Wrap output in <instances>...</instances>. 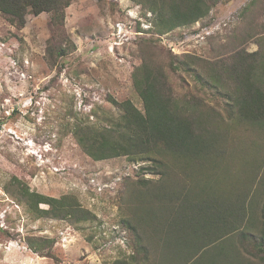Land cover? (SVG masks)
Returning a JSON list of instances; mask_svg holds the SVG:
<instances>
[{
	"label": "rangeland",
	"instance_id": "1",
	"mask_svg": "<svg viewBox=\"0 0 264 264\" xmlns=\"http://www.w3.org/2000/svg\"><path fill=\"white\" fill-rule=\"evenodd\" d=\"M252 1L223 0L206 18L163 35L152 28L150 13L131 0H73L65 9V38L53 39L47 13L27 14L20 29L0 15V264L129 260L133 234L122 221L137 193L160 176L140 170L147 164L127 156L94 161L72 131L77 125L89 130L109 125L118 117L112 100H129L142 110L132 72L145 61L165 72L173 89L198 95L221 112L222 97L213 101L210 91L198 90L186 72L170 71L169 62L199 61L207 70L231 65L237 53L246 61L255 59L253 53L264 52V0H256L254 8ZM230 129L231 178L243 157L246 165L250 160L254 173L247 180L250 184L254 178L253 193L259 178L264 180V128ZM169 164L164 182L184 184ZM11 177L46 196H73L95 218L82 224L35 219L4 191ZM242 178L239 174L235 183ZM263 201L261 194L251 203L256 216ZM28 239L37 242V253L27 248ZM154 260L151 253L149 261Z\"/></svg>",
	"mask_w": 264,
	"mask_h": 264
},
{
	"label": "trees",
	"instance_id": "2",
	"mask_svg": "<svg viewBox=\"0 0 264 264\" xmlns=\"http://www.w3.org/2000/svg\"><path fill=\"white\" fill-rule=\"evenodd\" d=\"M72 1L0 0V15L20 29L27 14L47 13L53 39L65 38V9ZM131 1L150 13L152 28L163 35L206 18L223 0ZM254 5L256 0L251 2ZM58 54L63 57L65 50ZM252 56L256 58L246 61L237 53L231 65L207 70L199 61L169 62L170 71L186 72L198 90L210 91L213 101L222 97V113L198 95L173 89L169 76L145 61L132 72V86L142 110L129 100H112L118 117L109 125L91 130L74 127L78 145L94 161L127 156L147 164L140 170L160 176L150 189L139 191L127 208L122 222L133 234L132 255L118 264H264V201L260 216L251 205L264 196V180L259 178L252 193L254 178L250 184L247 178L254 173L255 164L249 160L246 165L243 157L234 181L228 164L234 157L230 127L264 128V52ZM225 83L234 89H217ZM169 161L176 180L182 179L184 184L164 182L172 167ZM239 174L243 178L236 184ZM4 191L35 219L82 224L95 218L75 197L43 195L17 177L9 179ZM26 246L38 252L36 241L28 239ZM207 247L209 251H204ZM241 251L247 256L241 257ZM151 253L153 262L149 261Z\"/></svg>",
	"mask_w": 264,
	"mask_h": 264
}]
</instances>
